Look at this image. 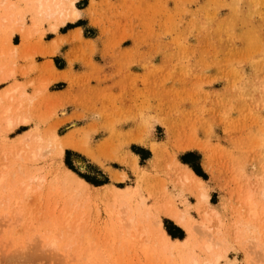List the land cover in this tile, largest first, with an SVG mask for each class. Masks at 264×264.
<instances>
[{
  "label": "rangeland",
  "instance_id": "obj_1",
  "mask_svg": "<svg viewBox=\"0 0 264 264\" xmlns=\"http://www.w3.org/2000/svg\"><path fill=\"white\" fill-rule=\"evenodd\" d=\"M55 1L65 19L46 14L53 0H0V264H264V0H78L76 20ZM84 13L119 93L76 127L83 115L48 100L35 61ZM94 45L81 56L90 92L107 83Z\"/></svg>",
  "mask_w": 264,
  "mask_h": 264
},
{
  "label": "crops",
  "instance_id": "obj_2",
  "mask_svg": "<svg viewBox=\"0 0 264 264\" xmlns=\"http://www.w3.org/2000/svg\"><path fill=\"white\" fill-rule=\"evenodd\" d=\"M85 4L82 6V12L86 11ZM86 19L78 22L75 26L61 30V33H52L53 35H46L43 39V44L45 45V50H55L52 54L37 59L36 65L38 66V71L41 73V77L49 79L47 85L46 97L51 102H61L65 106V111L67 113L66 117L83 115L81 119L71 120L65 125L74 124L76 127H82L87 124L88 120V109L100 105V101L107 102L108 97L117 96L119 89L115 86V82L120 74L115 73L116 63L112 62L114 58L109 56H102L105 54L101 52L104 48L105 41L100 37L95 29L88 25V17L86 13L84 16L80 17ZM90 30L94 34L88 38L84 37L85 30ZM80 30L82 40L75 41H66L59 43L58 45H51L52 41L58 40L59 38H68L71 32ZM94 42V54L92 56V62L97 66H101L103 71L102 74L107 78V83L103 84V79L99 81L100 89H93L95 92H90L88 85L96 86L95 81H88V55H84L82 58L83 51L88 53V41ZM123 44L120 48H127ZM84 53V54H86ZM102 59H101V56ZM107 55V54H106ZM103 63V64H102ZM111 63V66L109 65ZM42 64H47L48 69L42 67ZM119 79V78H118ZM18 82H23L22 80L17 79ZM11 84V81L5 83V86L2 88H7ZM97 88V87H96ZM105 91V93H104ZM100 96V98H99ZM107 98V99H106ZM92 104V105H91ZM138 147V146H137ZM142 151L145 150L142 147H138ZM203 163V161H202ZM105 181V180H104ZM168 236V235H167ZM169 237V236H168ZM173 241V240H172Z\"/></svg>",
  "mask_w": 264,
  "mask_h": 264
},
{
  "label": "bare ground",
  "instance_id": "obj_3",
  "mask_svg": "<svg viewBox=\"0 0 264 264\" xmlns=\"http://www.w3.org/2000/svg\"><path fill=\"white\" fill-rule=\"evenodd\" d=\"M54 2H53V4H52V6H53V9H50L51 7H49V5L48 4H46V9L47 10H45L46 12H48V13H46L48 16H52V15H57V14H59L60 15V17H64V19L66 18V15L67 14H64L63 13V11H60L59 10V3H57L55 0H53ZM65 2H67V3H69V5L72 7V9H71V13L69 14V15H71V17H72V19L73 20H76L79 16H80V13H79V11L73 6V4L76 2V1H78V0H64ZM44 2H46V1H44ZM43 8H44V6H43V3H42V0H37V9L39 10V11H41V10H43ZM44 11V12H45ZM72 21V20H71ZM64 23H66L65 22V20H61V24L63 25ZM52 26V30H56V28L58 27L57 25H51ZM8 95V94H7ZM10 96V95H9ZM6 97V96H5ZM63 113V112H62ZM9 120H11V119H9ZM24 120V119H23ZM11 122V121H10ZM12 123V122H11ZM11 125V124H10ZM15 126V125H14ZM11 127V126H10ZM10 129V128H9ZM28 137V136H27ZM67 146V144L65 143V142H62V141H59L58 142V144H57V146H56V149H57V152L59 153H57L58 155H63V149L65 148ZM55 149V150H56ZM63 157V156H62ZM180 166V165H179ZM181 167V166H180ZM187 168V167H186ZM185 169V168H184ZM185 171V170H184ZM72 174V173H71ZM74 176V175H73ZM182 177V176H181ZM182 178H184V181H186V182H189L192 186L193 185H195V187L196 188H194V186H193V188L194 189H197L198 190V192H199V194H200V196H201V198H202V201L203 200H206L207 199V192L208 191H206V188H205V185H204V183H203V181H201L199 178H197V177H195L194 175H193V173L190 171V170H187L186 169V173H185V175L182 177ZM79 181H81L82 182V180L81 179H79ZM84 184V183H83ZM198 194V193H197ZM198 194V195H199ZM200 198V197H199ZM201 200V199H200ZM251 204V203H250ZM173 214V213H172ZM172 219H174L179 225H184L185 223H186V218L188 217H186L185 216V214L184 213H176L175 212V214H173L172 215ZM157 221V220H156ZM156 221L154 222V224L156 223ZM157 226H158V229H157V237H158V239L157 240H159V244H161L162 246H160L161 248H162V250H167V249H171V245H170V243H174L175 241H172L168 236H167V234L165 233V231L163 230V228H162V225H161V222H158L157 224H156ZM155 225V226H156ZM154 226V227H155ZM188 227V226H187ZM195 228V227H194ZM194 228H192V226H191V230L192 229H194ZM195 230V229H194ZM179 242V241H178ZM184 241H180L179 243H183ZM156 243V242H155ZM207 245V246H206ZM205 245V249L204 250H206L207 249V252L210 250V246H211V244L209 245V244H206ZM176 246V245H175ZM174 246V247H175ZM176 248V247H175ZM171 251V250H170ZM210 252V251H209ZM211 253V252H210ZM216 256V255H215ZM215 256L213 257V262H215L216 260H217V258L218 257H216V260H215ZM190 258H192V260L190 259V264H195V263H197L196 262V260L195 259H193L194 257H190ZM194 260V261H193ZM210 261V260H209ZM208 263V264H214V263ZM207 264V263H206Z\"/></svg>",
  "mask_w": 264,
  "mask_h": 264
},
{
  "label": "trees",
  "instance_id": "obj_4",
  "mask_svg": "<svg viewBox=\"0 0 264 264\" xmlns=\"http://www.w3.org/2000/svg\"><path fill=\"white\" fill-rule=\"evenodd\" d=\"M67 27H71L69 24L67 25ZM132 150V149H131ZM133 152V151H132ZM148 153H149V157L148 158H150L151 157V154H150V152L149 151H147ZM66 154L67 153H71L70 151H66L65 152ZM134 153V152H133ZM147 158V159H148ZM184 164V163H183ZM67 167H68V165L67 164H65ZM69 169H71L72 171H74L75 172V170H73L72 168H70V167H68ZM196 175H197V172L196 171H193ZM82 179H84L87 183H89V184H91L92 186H94V187H99V186H102V185H105V184H108L109 183V181H96V180H91V179H89L88 177H85V176H81L80 174H78ZM198 176V175H197ZM166 232H167V234L171 237V238H173V235L170 233V231H168V229H166ZM174 239V238H173ZM183 239V238H182Z\"/></svg>",
  "mask_w": 264,
  "mask_h": 264
}]
</instances>
